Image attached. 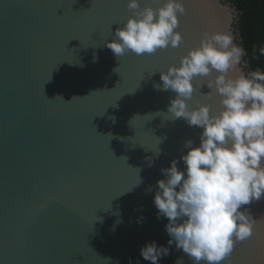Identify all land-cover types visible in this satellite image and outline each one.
<instances>
[{"label": "water", "instance_id": "obj_1", "mask_svg": "<svg viewBox=\"0 0 264 264\" xmlns=\"http://www.w3.org/2000/svg\"><path fill=\"white\" fill-rule=\"evenodd\" d=\"M127 3L0 0V264H151L140 249L152 241L169 247L160 264H193L168 246L153 201L161 169L176 159L183 170L184 145L198 146L202 129L169 119L175 93L154 85L228 14L237 42L239 11L184 0L179 47L117 57L106 41L132 16ZM194 83L189 103L216 107ZM244 207L253 235L221 264H264V199Z\"/></svg>", "mask_w": 264, "mask_h": 264}, {"label": "clouds", "instance_id": "obj_2", "mask_svg": "<svg viewBox=\"0 0 264 264\" xmlns=\"http://www.w3.org/2000/svg\"><path fill=\"white\" fill-rule=\"evenodd\" d=\"M157 2L158 7L141 8L140 0H128L132 16L116 29L115 39L106 41L115 56L154 54L181 45L176 29L186 14L184 0ZM231 22L228 14L222 29L204 32L199 45L189 48L178 65L160 71L162 83L154 85L175 93L169 119L182 118L202 129L198 146L191 140L184 145L183 170L176 159L161 169L165 178L156 182L153 201L157 219L168 220V246L174 243L193 264L227 260L237 242L253 235L256 219L244 206L264 199V66L249 68ZM258 54L264 56V46ZM197 77L209 89L202 93L200 87L199 94L214 100L216 107L199 99L189 103L197 93ZM140 255L160 264L169 247L148 242Z\"/></svg>", "mask_w": 264, "mask_h": 264}, {"label": "trees", "instance_id": "obj_3", "mask_svg": "<svg viewBox=\"0 0 264 264\" xmlns=\"http://www.w3.org/2000/svg\"><path fill=\"white\" fill-rule=\"evenodd\" d=\"M239 11L235 21L237 42L245 49L249 68L264 66L258 49L264 46V0H227Z\"/></svg>", "mask_w": 264, "mask_h": 264}, {"label": "snow or ice", "instance_id": "obj_4", "mask_svg": "<svg viewBox=\"0 0 264 264\" xmlns=\"http://www.w3.org/2000/svg\"><path fill=\"white\" fill-rule=\"evenodd\" d=\"M186 8V7H185Z\"/></svg>", "mask_w": 264, "mask_h": 264}]
</instances>
